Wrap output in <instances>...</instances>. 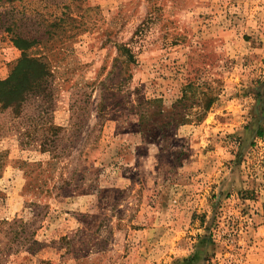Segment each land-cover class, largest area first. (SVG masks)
Instances as JSON below:
<instances>
[{"label":"rangeland","instance_id":"rangeland-1","mask_svg":"<svg viewBox=\"0 0 264 264\" xmlns=\"http://www.w3.org/2000/svg\"><path fill=\"white\" fill-rule=\"evenodd\" d=\"M32 3L0 7V81L16 35L47 69L0 99V264H264V0Z\"/></svg>","mask_w":264,"mask_h":264},{"label":"trees","instance_id":"trees-1","mask_svg":"<svg viewBox=\"0 0 264 264\" xmlns=\"http://www.w3.org/2000/svg\"><path fill=\"white\" fill-rule=\"evenodd\" d=\"M22 1L25 0H0V7H6V6H14L15 4H19ZM29 1V0H28ZM82 0H69L67 3L60 2V0H30L31 4H34L32 2H35L37 4H40L42 6V10L46 11L48 18H45V14L43 13L38 14L43 17V19L40 20L38 23L39 25L47 23L46 27L53 26L55 23L58 25L60 22H63V16H66L67 14H71V12L75 11V4L78 2H81ZM19 2V3H17ZM41 6L38 5V9L41 8ZM61 16V18H59ZM51 30H48V34H50ZM41 35L35 34V35H16L13 38V43L19 47L23 52V58L19 62V65L16 67V69L13 72V75L7 80V81H0V99L5 102L6 105H11L13 102H10V99L15 97L16 95H21L24 90L20 89L18 87V79L20 77L25 78L28 77L34 79L32 76L36 77L35 79L38 80L43 75H45V72L47 71L45 64L37 59V58H30L26 51L29 49L35 47L39 43V40L37 37ZM43 35H46L45 33ZM43 35L41 37H43ZM57 35V34H53ZM25 65L32 66L34 65L37 69L36 72L27 71L25 69ZM28 73V74H27ZM32 75V76H31ZM34 79V80H35Z\"/></svg>","mask_w":264,"mask_h":264}]
</instances>
